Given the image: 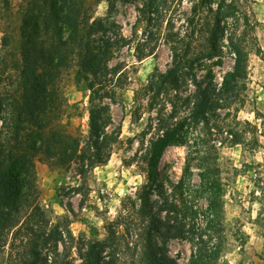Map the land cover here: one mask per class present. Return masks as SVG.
Returning <instances> with one entry per match:
<instances>
[{
  "label": "trees",
  "instance_id": "obj_1",
  "mask_svg": "<svg viewBox=\"0 0 264 264\" xmlns=\"http://www.w3.org/2000/svg\"><path fill=\"white\" fill-rule=\"evenodd\" d=\"M101 1L106 3L105 16H94L90 0H46L48 7L41 20L30 15L24 19L17 54L10 51L12 37L2 40L0 264H178L168 249L174 239L197 247V255L191 257L195 261L211 255L207 244L216 231L210 222L204 228L196 226L198 211L181 201L184 174L175 183L163 181L158 164L167 147L185 143L188 119L208 125L217 117L219 99L199 87L192 71L202 57L200 52L204 58H212L219 49L217 40L225 30V18L239 8L236 0H220L215 10L213 0H189L184 30L174 29L172 19L182 0H145L138 8L145 28L133 49L135 59L140 62L153 55L163 34L171 61L165 72L155 71L133 91L131 117L139 113V100L146 97L147 112H155L154 125L150 123L148 129L155 133L141 140L140 150L124 161L127 166L135 163L144 179L132 195L121 199L115 217L105 223V237L73 234L70 226L75 213L70 201L63 207L72 217H53L41 204L38 157L50 168L74 169L79 183L73 193L83 204L90 174L109 161L119 141L121 127H113L111 109L123 103L127 63L112 61L133 40L124 37L110 18L118 3L129 0H93ZM205 10L213 19L203 27L199 22ZM252 27L245 19L239 36L237 28L228 34L235 60L232 71L223 78L226 92L245 77L242 41ZM64 71L72 72L75 84L87 93L85 135L79 126L72 127V120L82 117L79 108L60 93L58 81ZM189 77L196 89L182 99L181 87ZM185 110L188 117L182 115ZM207 198L212 207L215 201Z\"/></svg>",
  "mask_w": 264,
  "mask_h": 264
},
{
  "label": "rangeland",
  "instance_id": "obj_2",
  "mask_svg": "<svg viewBox=\"0 0 264 264\" xmlns=\"http://www.w3.org/2000/svg\"><path fill=\"white\" fill-rule=\"evenodd\" d=\"M144 1L118 3L111 14L110 19L121 34L133 40L131 47L121 49L116 53L117 59L112 61V64L116 60L127 63L128 85L123 91V103L111 109L113 127L118 124L121 127L119 141L109 161L90 174L84 203L73 193L79 183L74 169L50 168L40 157L36 160L41 204L53 212V217H61L68 214L63 205L70 201L75 213L70 227L75 236L85 234L103 239L105 223L115 217L121 199L132 195L143 183V174L137 165L127 166L124 161H129L140 150L141 140L154 135V129L149 130L148 126L154 125L155 112H147L146 97H143L139 100V113L131 117L133 91L145 84L155 71L165 72L171 61L169 44L163 34L153 55L140 62L134 57V46L145 28L138 11ZM213 1L211 7L215 10L220 0ZM236 2L239 8L223 23L225 30L217 40L219 49L212 58H204V52H200L202 57L195 62L192 71L199 87L208 89L216 95L213 98L219 99L217 117L211 118L208 125L195 124L188 119L185 143L167 147L158 164L163 181L175 183L184 174L181 201L198 211L194 220L196 226L204 228L210 222L216 231L207 244L211 255L202 261L191 258L197 255L193 243L171 240L169 255L178 264H264V0ZM45 3L46 0H0V47L3 39L12 37L10 51L17 54L24 19L30 15L41 20V14L48 7ZM89 5L94 16L107 14L104 1L97 4L90 0ZM189 9V0H182L176 6L172 14L174 29L184 30ZM212 19L209 11H202L199 24L204 27L212 23ZM245 19L253 26L245 31L242 41L245 77L236 88L231 85L226 92L223 78L232 71L235 60L227 37L231 28H237L236 36H239ZM58 86L65 99L79 108L82 117L72 120V127L79 126L85 135L87 93L75 84L72 72H62ZM195 87L189 77L181 87L182 99L192 94ZM168 106L165 105L166 111H169ZM182 115L188 117L189 111L185 110ZM209 196L215 201L212 207L208 204Z\"/></svg>",
  "mask_w": 264,
  "mask_h": 264
}]
</instances>
